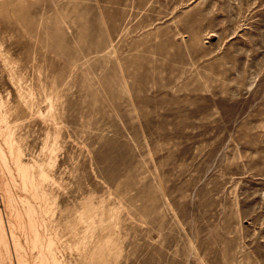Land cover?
Masks as SVG:
<instances>
[{
	"label": "rangeland",
	"instance_id": "obj_1",
	"mask_svg": "<svg viewBox=\"0 0 264 264\" xmlns=\"http://www.w3.org/2000/svg\"><path fill=\"white\" fill-rule=\"evenodd\" d=\"M0 264H264V0H0Z\"/></svg>",
	"mask_w": 264,
	"mask_h": 264
}]
</instances>
